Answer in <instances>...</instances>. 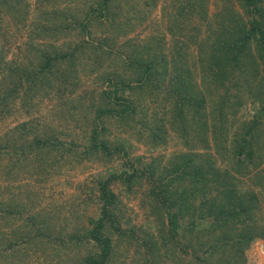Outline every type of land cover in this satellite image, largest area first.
<instances>
[{
    "label": "trees",
    "instance_id": "trees-1",
    "mask_svg": "<svg viewBox=\"0 0 264 264\" xmlns=\"http://www.w3.org/2000/svg\"><path fill=\"white\" fill-rule=\"evenodd\" d=\"M158 1L0 0V180L20 191H0V264H246L264 241V0L210 21L208 0H168L129 37ZM85 162L107 172L84 199L46 203ZM111 185L138 195L141 225Z\"/></svg>",
    "mask_w": 264,
    "mask_h": 264
},
{
    "label": "rangeland",
    "instance_id": "rangeland-1",
    "mask_svg": "<svg viewBox=\"0 0 264 264\" xmlns=\"http://www.w3.org/2000/svg\"><path fill=\"white\" fill-rule=\"evenodd\" d=\"M168 0H159L154 12L150 16L149 23L146 24V27L139 26L135 29V31L129 36V37H136L138 40H142L146 37L152 36L155 31H154V23L160 22L161 20V10L160 8L162 6H166L168 3ZM227 5L225 0H208L207 1V16L209 17L210 21L212 19V16L214 14L219 13L221 8ZM166 18V17H165ZM195 23V22H194ZM197 25V23H195ZM206 21L202 23V27L200 28V31L203 30L204 25H206ZM161 29V28H160ZM161 32V31H160ZM159 32V33H160ZM163 35V40L164 43L167 47L171 45L172 42V37L166 33L165 31L161 32ZM200 38L203 37V32L199 36ZM180 41H183V38H179ZM195 46L191 45L189 48V55L191 58L195 55ZM9 57V54L7 55ZM248 107L242 108L240 113L238 114V118L240 119H249L252 115V109L253 106L252 104H247ZM21 117L15 118L12 117L9 120H7L8 125H15V123L22 121L23 118ZM26 119V118H25ZM24 119V120H25ZM264 125V122L263 124ZM2 131V129L0 130ZM1 134V132H0ZM174 149H176L175 145L173 142H169L168 145L163 149L160 153L164 154H169L171 153ZM134 154H139V155H144V148L142 146H136L134 149ZM159 153V152H158ZM262 157H263V162L259 169L261 168L262 171H264V148L262 150ZM153 155H155L153 153ZM146 156V155H145ZM106 166H104L102 163H97V162H85L81 165H78L76 167H73L72 169L68 170L65 172V174H61L58 177H55L52 179L50 182H48V186H51V189L49 191H45L44 193V201L47 203L48 200L50 199V195L53 196L55 200H58L62 202V207L60 211H66V209L70 206L72 203V198L74 195H78L79 198L84 199L85 197V192L83 191V185H85L86 182H89L90 179H94L96 175L100 174H105L107 171H105ZM104 170V171H103ZM3 177L0 175V179ZM26 179L20 180V184H25L28 185L26 189L32 188V182H26ZM6 182H2L0 180V184L2 187H7L10 186L7 189H0V191H3L2 198H9L8 193H16L20 192L17 190V187L15 186L13 182L10 185H7ZM57 184V185H55ZM10 189V190H9ZM25 189V187H24ZM114 193L118 195V199L121 203V210L124 211V214L129 217L131 224L134 226H139L142 224L144 220V214H143V209L140 208L139 206V197L138 195H131V194H123L121 192V189L119 188L118 185H111L109 187ZM255 189V188H254ZM9 190V192H8ZM31 193V191H30ZM47 193V194H46ZM262 200L259 202V210L257 211V216L262 220L264 223V192L262 193ZM94 211V206L92 205L91 207L88 208V214ZM246 256V264H264V241L263 240H257L255 241L249 248L248 251L245 252Z\"/></svg>",
    "mask_w": 264,
    "mask_h": 264
}]
</instances>
